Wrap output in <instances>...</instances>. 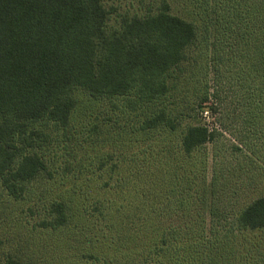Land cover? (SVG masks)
Wrapping results in <instances>:
<instances>
[{"label":"trees","instance_id":"trees-1","mask_svg":"<svg viewBox=\"0 0 264 264\" xmlns=\"http://www.w3.org/2000/svg\"><path fill=\"white\" fill-rule=\"evenodd\" d=\"M198 5L196 23L161 0L112 25L105 0H0V264H249L237 233L264 228V193L229 199L253 166L264 171V0ZM195 67L203 89L186 102L174 158L155 139L111 136L110 150L91 136L84 102L107 100L123 115L156 105L139 130L166 121L175 132L179 84ZM224 98L221 122L242 133L210 161L220 133L199 113ZM74 142L90 147L76 154Z\"/></svg>","mask_w":264,"mask_h":264},{"label":"rangeland","instance_id":"rangeland-1","mask_svg":"<svg viewBox=\"0 0 264 264\" xmlns=\"http://www.w3.org/2000/svg\"><path fill=\"white\" fill-rule=\"evenodd\" d=\"M168 5L170 6V12L176 15H179L186 20H191L193 22H198L199 17L196 11L199 9L198 2L201 0H165ZM161 0H105V4L112 9L110 24L116 25L117 21L116 18L119 17V14L123 12H129V13H137L141 14L146 11H153L155 8L160 4ZM186 74V81L190 82L188 85L186 83L184 85L179 84V88L181 90V93L179 94V105L177 106V112L180 113V119L181 122L179 125V128L174 132L173 130H169V127L165 124L166 121H162L160 124H158L156 127H150L146 130H139V125L142 123V120L145 119H152L154 115V110L156 111L158 108L156 105H150L146 106L142 110V105L139 106V108L135 111L129 112V115H123V111L119 110L121 107L114 108L113 103L110 101H105V103H98V102H84V106L87 107V112H90L93 117H90L91 121L96 122L98 124L99 130L97 132L91 134H97L98 132L100 135H97L99 138V141L102 142L104 149H110L114 150L116 146L115 141L119 139L121 142H125L127 138H131L134 135H138L141 137L142 140H152L155 139L157 141H153L157 143V146L155 148H160V146L163 144L165 148L163 149V152H166V156H170L174 158V140L179 139V132L181 128L189 122L191 123L192 119L190 118L191 110L189 107V102L191 99H195L196 94L199 93L203 89V82L202 78L203 75L201 74V71L195 67L192 72L185 71ZM198 78L197 80H195ZM186 85V86H185ZM172 95L168 99H170L169 102H166V108L169 110L170 115H174V89L171 90ZM201 93V92H200ZM224 96V94L221 95V97ZM187 104V105H186ZM212 102L206 101L203 102L202 105L209 106ZM186 106V107H185ZM230 99L224 98L222 100V104H214V109L211 110H202L201 113H199L200 120L202 123L206 124V126L209 129H215L220 135H217L218 138L215 140L214 143H208V156L209 160L212 161V155L218 157V161H225L226 158L229 155L230 150V144L237 142V138L241 136L242 130L240 128L239 124H230L228 121H223V119L226 118V114L229 115L230 108H231ZM106 109L107 111V118L103 117L104 114L100 113L99 110ZM171 110V111H170ZM149 112H152L149 115ZM182 113V114H181ZM96 115V116H95ZM193 115V114H192ZM148 116V117H147ZM104 120H109L108 122L102 121L101 118ZM147 117V118H146ZM127 127V128H125ZM114 128V129H113ZM131 129L132 131H124ZM240 129V130H239ZM87 132V130H85ZM115 131L118 132V134H115ZM136 131V132H133ZM231 131H234L233 133ZM111 136L115 137V141L111 139ZM109 140V141H108ZM111 141V142H110ZM149 142V141H147ZM145 142V143H147ZM92 143V142H91ZM75 148H76V143ZM86 148L90 147V144L87 142L85 144ZM83 146L79 145L74 150L76 154H81L80 152H83L84 148ZM138 147V146H137ZM256 155L260 156V158H264V153L261 148H258L255 150ZM113 152V151H112ZM114 152L117 153L115 150ZM161 153V154H162ZM163 167V165H162ZM260 171V172H258ZM164 172V168H163ZM248 174L251 176L255 174L254 178L252 179L251 183L248 186V183L246 186L239 188L242 191H238L239 193L235 194V196L230 197L229 204H234L233 207L241 206L243 205L248 199H251L252 197H255L257 195H260L261 193H264V171L261 170L257 165L253 166L249 171ZM168 180V178L166 179ZM251 180V179H250ZM162 184L164 187V192L166 191V185L167 183L162 180ZM126 193L128 196H131L132 190L127 188ZM238 241L241 243L239 246L240 248H237L238 252L237 254L246 255L247 257L244 258L245 260L249 262V264H264V228L262 229H255V230H240L237 233ZM11 240H14V238L11 236ZM15 242L17 247L21 252L24 251L23 248H21L16 241Z\"/></svg>","mask_w":264,"mask_h":264}]
</instances>
